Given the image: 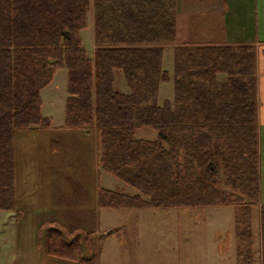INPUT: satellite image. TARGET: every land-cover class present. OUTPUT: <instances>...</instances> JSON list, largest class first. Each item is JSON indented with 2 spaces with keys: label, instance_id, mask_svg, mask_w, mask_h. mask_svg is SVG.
I'll list each match as a JSON object with an SVG mask.
<instances>
[{
  "label": "trees",
  "instance_id": "16d2710c",
  "mask_svg": "<svg viewBox=\"0 0 264 264\" xmlns=\"http://www.w3.org/2000/svg\"><path fill=\"white\" fill-rule=\"evenodd\" d=\"M176 4L93 0L91 58L79 34L87 26L89 0H0V210L21 214L15 205L14 136L50 127L41 114L40 90L65 67L63 127L95 128L103 169L137 191L100 188L98 206H231L236 264H254L252 207L260 178L255 47L176 44ZM169 44L174 94L159 104V85L169 80L162 67ZM116 70L123 71L128 93L114 89ZM142 127L154 129L156 139L136 138ZM52 223L49 254L97 264L95 255H83L82 237L92 249L94 234L66 241L65 228Z\"/></svg>",
  "mask_w": 264,
  "mask_h": 264
},
{
  "label": "rangeland",
  "instance_id": "374dc122",
  "mask_svg": "<svg viewBox=\"0 0 264 264\" xmlns=\"http://www.w3.org/2000/svg\"><path fill=\"white\" fill-rule=\"evenodd\" d=\"M89 1L87 26L79 34L93 58V0ZM196 17L203 28L207 14ZM204 37L199 33L195 38ZM162 66L169 80L159 85L160 104L172 100L174 94V45L165 46ZM114 76V89L128 91L123 71L116 70ZM67 95V70L58 68L40 90L41 114L49 119L50 127L15 133V205L21 214L0 210V264H74L48 253L46 234L53 221L65 228L66 241L83 232L94 234L92 249L86 248L82 237L83 255H95L97 264H236L231 206L99 207L100 188L129 195L137 191L103 169L95 128L86 132L63 127ZM135 136L154 140L157 132L142 127ZM257 213L258 208L252 207L254 264L261 262ZM116 228L120 229L107 233Z\"/></svg>",
  "mask_w": 264,
  "mask_h": 264
},
{
  "label": "crops",
  "instance_id": "0c3cea01",
  "mask_svg": "<svg viewBox=\"0 0 264 264\" xmlns=\"http://www.w3.org/2000/svg\"><path fill=\"white\" fill-rule=\"evenodd\" d=\"M202 13L207 14L208 18L205 21L210 24L209 27H204L206 26L205 21L203 28L197 25L196 15ZM199 33L206 37L198 40L195 37ZM175 43L178 45L246 43L255 47L260 167L259 201L255 206L258 208V235L260 236L257 238L258 256L259 261L261 260L259 264H262L264 243V0H177ZM218 77L220 80L226 78L222 74ZM129 91L128 87V91L124 93ZM253 228L252 216V230Z\"/></svg>",
  "mask_w": 264,
  "mask_h": 264
},
{
  "label": "water",
  "instance_id": "95a60500",
  "mask_svg": "<svg viewBox=\"0 0 264 264\" xmlns=\"http://www.w3.org/2000/svg\"><path fill=\"white\" fill-rule=\"evenodd\" d=\"M111 231H108L107 233L109 234Z\"/></svg>",
  "mask_w": 264,
  "mask_h": 264
},
{
  "label": "bare ground",
  "instance_id": "6f19581e",
  "mask_svg": "<svg viewBox=\"0 0 264 264\" xmlns=\"http://www.w3.org/2000/svg\"><path fill=\"white\" fill-rule=\"evenodd\" d=\"M23 12V11H22ZM25 24V23H24ZM141 24V23H140ZM3 76V75H2ZM4 97V96H3Z\"/></svg>",
  "mask_w": 264,
  "mask_h": 264
}]
</instances>
